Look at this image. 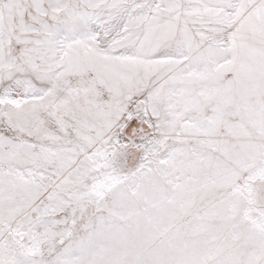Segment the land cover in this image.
Here are the masks:
<instances>
[{
    "label": "snow or ice",
    "instance_id": "1",
    "mask_svg": "<svg viewBox=\"0 0 264 264\" xmlns=\"http://www.w3.org/2000/svg\"><path fill=\"white\" fill-rule=\"evenodd\" d=\"M0 264H264V0H0Z\"/></svg>",
    "mask_w": 264,
    "mask_h": 264
}]
</instances>
